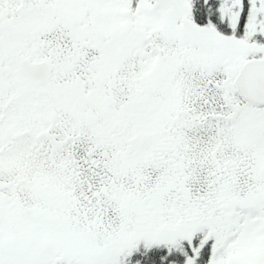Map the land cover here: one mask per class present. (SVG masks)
Listing matches in <instances>:
<instances>
[{"label":"rangeland","instance_id":"obj_1","mask_svg":"<svg viewBox=\"0 0 264 264\" xmlns=\"http://www.w3.org/2000/svg\"><path fill=\"white\" fill-rule=\"evenodd\" d=\"M131 1L0 0V62H12L23 51L18 45L25 36L31 39L30 46L37 47L44 38L50 49L61 46L63 52H69L82 63L87 61L84 58L89 52L76 47L98 42L101 49L98 57L106 62L109 70L119 73L118 79L122 81L119 93L112 91L120 108V118L125 108L136 105L142 87V70H160L165 76V66L160 64L164 60L171 67V76L178 78L176 86L187 82L188 92L195 93V97L205 95L209 108L217 105L218 97H226L232 106L235 100L239 102L233 84L238 71L249 57L259 53L264 56V47L225 36L212 24L209 27H200L196 22L185 24L192 21L187 0H153L151 5L150 0H140L136 19L132 15L126 17L130 27L117 29L118 24H123L120 20L125 16L124 8ZM239 1H233L232 6ZM258 1L260 5L255 7L252 19L264 12L262 0H253V3ZM23 14L26 16L22 17ZM229 17L236 21L239 13ZM123 33L127 37L122 40ZM147 47L153 52L149 53ZM179 52L185 58L178 56ZM57 53L54 49V54ZM174 62L186 64L174 73L171 66ZM184 68H189L187 74ZM108 88L105 90L110 92ZM236 104L234 108L243 112L241 135L245 163L240 170L243 175L251 173L258 178L240 179L249 188L237 197V206L246 214L244 219L234 222L233 214H227V224L213 229L217 239L213 264H264V108L251 110L243 103ZM37 110L20 99H0V136L20 129L21 137H25L27 129L36 127L42 119ZM129 114L134 116L132 111ZM128 126L126 133L133 137L137 126ZM101 142L103 139L99 138L97 149L91 153L88 145V151L85 148L81 152L78 148L76 163L70 147L61 152L62 161L66 160L61 166L66 172L60 170L44 182L42 179L31 181L23 173L10 179L1 176L0 264H119L125 255L145 247L146 243L151 246L193 240L199 230H189L187 235L181 228L170 230L150 224L154 218L153 201L147 198V193L160 178L171 177L170 170L163 167L164 172L156 158L146 154L151 163H140V177L129 178L126 170L134 165H127L125 161L114 163L116 159H111L112 155L105 157ZM33 151L41 154L36 145ZM107 161L113 163L115 171L109 184L103 173ZM40 173L42 178L47 176L44 171ZM231 200L235 198L231 196ZM146 212L149 214L145 215Z\"/></svg>","mask_w":264,"mask_h":264},{"label":"flooded vegetation","instance_id":"obj_2","mask_svg":"<svg viewBox=\"0 0 264 264\" xmlns=\"http://www.w3.org/2000/svg\"><path fill=\"white\" fill-rule=\"evenodd\" d=\"M124 10L125 16L120 20L123 24H118L117 29L130 27L126 18L130 17L129 4ZM123 34L122 40L127 37ZM30 41L23 37L18 45L23 51L18 52L12 62H0V99L12 97L28 102L38 108L36 113H40L42 119L36 125L39 129L30 130L36 128L30 126L25 137H21L20 129L0 136V179L23 173L31 181L41 182L42 179L44 182L60 170L66 172L63 167L66 160L62 161L61 152L70 147L76 163L77 149L88 151V145L91 153L97 149L101 138L105 157L112 155L111 159H116L114 163L125 161L127 165H134L126 170L129 178L140 177L142 169L138 165L150 164L148 156L156 158L164 172L163 167L170 170L171 177L160 178L147 193V198L153 201L151 225L170 230L181 228L187 233L191 229H214L227 224L228 205L239 203L238 195L249 189L240 179L257 177L251 173L243 175L240 170L245 163L241 135L243 112L234 107L236 103L242 104L241 99L235 100L232 106L226 97H218L217 105L209 108L205 95L195 97V93L188 92L187 82L182 88L176 86L178 78L171 76V67H167L164 60L160 64L165 66V76L160 70H142V87L136 105L125 108L120 118V108L112 91L119 93L122 81L118 79L119 73L109 70L106 62L98 57L101 50L98 42L76 47L89 52L84 58L87 61L82 63L69 52H63L61 46L50 49L44 38L37 47L30 46ZM54 49L59 53L54 54ZM150 52H153L151 48ZM182 53L177 54L185 58ZM51 54H54L52 58ZM27 62L31 71L26 75L23 64ZM184 64H171L174 73ZM188 70L184 68L186 74ZM105 87H109L110 92ZM125 90L122 89L123 94ZM236 96L240 97L237 93ZM130 124L137 126L133 137L126 133ZM144 135H151V142L140 148L137 139ZM80 141L83 143L78 145ZM35 145L41 154L33 151ZM40 171L47 176L42 178ZM103 173L108 184L113 182V163L107 161ZM231 196L235 200H231Z\"/></svg>","mask_w":264,"mask_h":264},{"label":"trees","instance_id":"obj_3","mask_svg":"<svg viewBox=\"0 0 264 264\" xmlns=\"http://www.w3.org/2000/svg\"><path fill=\"white\" fill-rule=\"evenodd\" d=\"M187 1L192 19L200 27H209L212 24L219 33L225 36H235L251 44L264 47V12L261 11L252 19L255 7L260 5L259 1L253 3V0H240L235 6H232V3L236 0ZM262 1L261 5L264 8V0ZM137 8L138 1L130 4L132 13H135ZM238 13V20L232 21L229 16ZM222 14L226 15L225 18L222 17ZM231 204V206L228 205V208L231 210L229 213L233 214L232 220L235 219L234 222L242 221L246 215L244 209L239 208L236 203ZM191 230L195 231L196 229ZM197 230L199 231L192 241L179 242L176 240L169 241L164 245L151 246L146 243L145 247L140 246L125 255L119 264H213L214 242L217 240L213 229Z\"/></svg>","mask_w":264,"mask_h":264},{"label":"water","instance_id":"obj_4","mask_svg":"<svg viewBox=\"0 0 264 264\" xmlns=\"http://www.w3.org/2000/svg\"><path fill=\"white\" fill-rule=\"evenodd\" d=\"M23 70L26 75L31 71L28 62L23 64ZM233 84L247 105L256 108L264 106V58L246 61ZM150 142L151 135L140 136L137 139L140 148L147 146Z\"/></svg>","mask_w":264,"mask_h":264}]
</instances>
